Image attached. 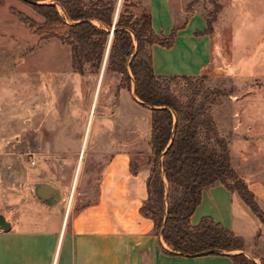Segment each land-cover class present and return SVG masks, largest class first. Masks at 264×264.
Here are the masks:
<instances>
[{
  "label": "crops",
  "instance_id": "obj_1",
  "mask_svg": "<svg viewBox=\"0 0 264 264\" xmlns=\"http://www.w3.org/2000/svg\"><path fill=\"white\" fill-rule=\"evenodd\" d=\"M133 1L140 9L136 15L144 10L151 14L157 35H170L178 29L171 47L152 46L155 74L207 75L216 53L214 35L206 32L203 14L187 10V0ZM9 12L0 6V114L7 109L17 111V103L10 106L2 96L6 98L11 78L18 81L32 71L30 58L34 52L30 53V35L25 34L26 43L4 40ZM24 46L27 52L22 54ZM48 63L56 67L58 78L64 75V58L52 57L46 60ZM102 81L103 75L78 133H71L70 125L62 122L59 133L44 136L46 146L51 147L46 148L45 159L40 158L45 166L36 167L38 160L35 168L17 166V210L12 218L3 212L11 229H0V264H233L231 255L237 251L174 253L156 232L154 221L141 213L149 197L152 111L139 101L134 86L131 91L118 89L113 101L99 103ZM21 84H14L13 96L18 86L22 91ZM136 106L145 110L144 121L135 114ZM96 115L99 121L91 136ZM51 126L54 130L53 122ZM7 159L15 162L16 156L0 154V163L6 165ZM233 168L264 209V181L248 175L239 165L233 164ZM3 174L1 170L0 208L7 204L5 190L10 186ZM205 216L243 237L245 254L257 264L264 261V224L237 192L222 183L205 188L191 217L192 224L197 225Z\"/></svg>",
  "mask_w": 264,
  "mask_h": 264
},
{
  "label": "trees",
  "instance_id": "obj_2",
  "mask_svg": "<svg viewBox=\"0 0 264 264\" xmlns=\"http://www.w3.org/2000/svg\"><path fill=\"white\" fill-rule=\"evenodd\" d=\"M54 1L65 15L54 4L34 5L45 19L41 30H47L46 36L71 46L75 63L90 64L95 71L101 69L110 43L107 72L121 75L119 90L131 91L134 86L139 101L152 111L149 197L141 213L154 221L156 232L174 253L237 251L231 255L233 264H257L244 252L245 239L234 231L209 216L197 225L191 222L203 190L216 183L237 192L262 224L264 209L233 168L229 143L212 114L222 92L206 87L205 76L155 74L152 46L171 47L178 29L157 35L150 13L136 15L122 5L118 10L117 0ZM206 32L212 33V21H207ZM180 81L187 87L176 94L172 84Z\"/></svg>",
  "mask_w": 264,
  "mask_h": 264
},
{
  "label": "rangeland",
  "instance_id": "obj_3",
  "mask_svg": "<svg viewBox=\"0 0 264 264\" xmlns=\"http://www.w3.org/2000/svg\"><path fill=\"white\" fill-rule=\"evenodd\" d=\"M117 3L119 5L120 0ZM35 4H54L60 14L65 15L62 6L54 0H0V6L10 11L6 14L10 20L4 40L26 43L25 34L30 35V53L34 51L30 58L32 71L18 81L7 80L9 92L6 98L2 96L10 106L17 103V111L7 109L0 114V154L16 156L15 162L7 159L6 165L0 163V172L4 171V178L10 183L5 190L7 204L0 208V214L5 212L9 218L17 210V166L35 168L30 164L33 159L39 161L36 167L45 166L40 158L45 159V150L51 147L46 146L44 136L59 133L62 122L70 125L71 133H78L84 112L92 106L103 69L99 103L113 101L121 79V75L107 72V61L99 71L86 64L81 73V67L73 59L72 47L57 38L47 37V30H41L45 19ZM120 5L122 9L127 6L133 13L140 12L133 0H121ZM186 8L201 12L207 21H212L216 54L212 68L204 75L205 84L222 92L212 106V114L220 135L227 139L230 151L234 152L232 165H239L248 175L264 181V0H187ZM21 52H27L25 46ZM57 56L64 58V63L69 60L60 78L55 74L56 67L46 65V60ZM19 83H22V91L18 86L15 97L14 86ZM172 85L176 94L187 87L184 81ZM145 113L136 106L135 114L142 116L143 121ZM97 115L91 136L98 125ZM144 131L142 128V133ZM259 263L264 264V261Z\"/></svg>",
  "mask_w": 264,
  "mask_h": 264
},
{
  "label": "water",
  "instance_id": "obj_4",
  "mask_svg": "<svg viewBox=\"0 0 264 264\" xmlns=\"http://www.w3.org/2000/svg\"><path fill=\"white\" fill-rule=\"evenodd\" d=\"M120 4H121V0H120V3L118 5V10H119ZM112 32H113V29H112ZM109 47H110V43L108 45V49H107V52H106V55H105L103 68L105 67V64H106V61H107ZM103 70H102L101 76L103 75ZM81 73H84L83 65H81ZM49 186L51 187V185H49ZM0 229L1 230H10L11 229V224L6 220L4 215H0Z\"/></svg>",
  "mask_w": 264,
  "mask_h": 264
},
{
  "label": "built area",
  "instance_id": "obj_5",
  "mask_svg": "<svg viewBox=\"0 0 264 264\" xmlns=\"http://www.w3.org/2000/svg\"><path fill=\"white\" fill-rule=\"evenodd\" d=\"M35 163H36V160L33 159V160L31 161V164L34 165Z\"/></svg>",
  "mask_w": 264,
  "mask_h": 264
}]
</instances>
